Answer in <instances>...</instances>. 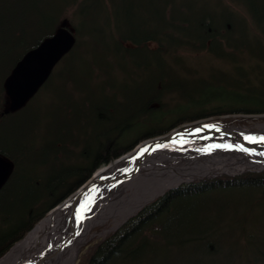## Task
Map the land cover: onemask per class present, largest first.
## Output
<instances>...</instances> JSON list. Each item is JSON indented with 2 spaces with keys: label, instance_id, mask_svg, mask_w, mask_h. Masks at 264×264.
I'll list each match as a JSON object with an SVG mask.
<instances>
[{
  "label": "rangeland",
  "instance_id": "rangeland-1",
  "mask_svg": "<svg viewBox=\"0 0 264 264\" xmlns=\"http://www.w3.org/2000/svg\"><path fill=\"white\" fill-rule=\"evenodd\" d=\"M65 1L68 2L70 0H0V16L11 18L17 30L25 31L29 36L25 44L32 42L31 34L34 30L32 23L36 17L40 16H44L47 21L60 18L61 20H68L73 27L77 26L80 42L83 44L81 50L77 51L69 63L57 68L51 85L39 95L33 109L29 112V124L20 125L14 131V137L19 139V147H15L12 151L19 153L23 151L30 159L28 163L24 164L18 176V181L15 183V192L22 194L26 191V180L24 177L34 179V175L42 174L44 170L40 168L44 164L52 173L61 175L62 171L56 169L55 164H53L55 152L52 148L48 149L47 154L45 152L38 153V151L42 150L39 147L45 146L48 141L54 142L60 138V131L56 128V123L60 121L58 119L59 116H56L58 108L66 105V107L77 105L79 101L82 104L86 100L93 103L100 102L99 106L96 105L99 108L96 112L98 115L95 113L90 114L89 109L84 110V114L88 113L93 120L90 122L91 119H82L75 129V135L77 136L83 132L80 136H83L84 139L88 136L91 137L88 143L92 145L107 142L109 144L119 143L121 147H126L134 142L135 139L140 138L139 135L143 131L157 126L151 121H155L158 118L143 119L146 112L144 109L145 106H148L152 96H154L151 89L152 82L160 76H165L167 72H170L173 80L183 85L185 92L195 94L201 98L218 100V96L224 94L219 87L220 81H225V78L228 83H231L232 79L235 81H237L236 79H241V81L246 83L249 79L258 91H264V88L259 87L260 85L258 84L264 83L263 6L258 9L257 16L260 21L257 22V19L245 7L230 0H170L177 7L176 16L178 18L190 20L194 23L190 31L192 35L199 36L201 34L200 29L197 30V26L207 16L216 19V21H212H214L217 30L223 32L224 35L226 33L225 29L229 26L224 28L225 26L222 25L225 21L230 20L231 17V23H235V25H232V29L236 30L237 28L230 42L227 43L224 37L219 38L227 53V61L214 57L216 56L214 54L212 56L208 51H182L180 53L181 62L186 64L183 65L187 69L183 71L174 62L169 63L172 68L166 69L163 58L161 59L158 55L150 52H122V47L118 40L122 36L138 40L156 34L164 27V5L167 0H115L114 5L110 7H107L102 0H92L86 5L87 8L85 9V12L89 13L90 16L82 21L79 20L77 14L78 5L65 9ZM183 7H186L187 11H184ZM225 8H228V11ZM253 8L255 7L253 6ZM229 11L233 13L231 17ZM13 16L16 17V20H13ZM237 45L240 47H236ZM124 46L135 48L132 43H124ZM148 48L157 50L159 44L150 42ZM26 49V45L18 47L16 53H23ZM231 55L235 56L236 62L231 60ZM225 62H234L241 70H233L232 65L229 66ZM93 63L98 65L104 78H86V76H90L93 73L91 70ZM214 68L222 73L225 72V75L216 73ZM70 71L74 73L73 79H81L78 81L80 86L78 85V89H75L76 91L73 90L71 84H67L65 88L62 87ZM191 71L196 74L188 75L187 73ZM107 84L111 85L114 90L108 96L103 94L105 93L103 86ZM67 88H69L68 91L66 90ZM257 90L256 92L258 93ZM230 96V94H226L227 98ZM232 96L234 98V95ZM162 102H168L172 105L168 98ZM227 104L234 103L227 101ZM83 106L87 107L86 104ZM175 106H180L178 112H181L189 110L190 104L177 102ZM171 110L173 112L176 111L175 107H171ZM250 116L242 114L214 118V121H219L226 127H246L247 129H244V131L259 132L256 125L264 124V114L254 115L255 117ZM162 120L165 121V118H162ZM78 121L76 123L71 120L67 122L68 128H75ZM189 125V123H182L174 127L173 130H181ZM48 131H50L49 134ZM171 131L160 133L157 136H146L124 155L132 153L140 143L168 136ZM5 135L6 127L0 128V138H4ZM30 135H32L31 139ZM76 146L80 147L81 145ZM74 154H76V151ZM110 163L108 162L106 165ZM95 172L91 174V177L84 185L92 179ZM247 173L264 174V170H248L234 175L220 174L211 178L196 179L189 183H183L174 189L167 190L109 234H105L104 231L113 227V219H109L105 224L95 226L92 230V236L83 246L74 264H85L89 261L91 255L101 244L120 232L141 211L170 191L227 176L241 178ZM15 192L12 191L13 195H17ZM31 192L34 193L33 191ZM76 192L72 195L74 196ZM69 197L66 199L68 200ZM253 199H255L253 196L237 190L214 192L201 197L183 198L177 202L174 210L161 223L165 239L147 247L143 252L142 258L138 260L118 259L113 264H244L245 257L240 255V252L245 254V249L243 251L241 249L242 241H244L242 233L244 232L238 227H234L231 221H233L235 216L242 218L247 210H253L254 219L249 222L250 224L247 223L243 226L247 230V234L255 232L256 236H258L255 240L257 243L251 245V250L256 249L254 250L256 252L263 247L264 199H260L258 203L255 200L253 201ZM154 227L158 230V225ZM213 228H218V230H214V232L217 231V234L215 235L214 233V237L205 241L209 242L210 246H207L208 243L202 242H183V240L190 238L192 235L198 236ZM152 229L137 235V239L147 237L150 242L160 239V233L153 232ZM239 238L240 241L242 240L241 242ZM208 251H216V253L209 256ZM237 256L240 259L239 262L236 260Z\"/></svg>",
  "mask_w": 264,
  "mask_h": 264
},
{
  "label": "trees",
  "instance_id": "trees-1",
  "mask_svg": "<svg viewBox=\"0 0 264 264\" xmlns=\"http://www.w3.org/2000/svg\"><path fill=\"white\" fill-rule=\"evenodd\" d=\"M240 1L242 3H238L245 7L246 10L257 19V22L260 21L257 16L258 9H260V6H263L264 10V0ZM90 2H92V0L65 1V9L67 7L78 5L77 14L79 20L82 21L90 16L89 13L85 12V9L87 8L86 5ZM102 2H104L107 7H110L114 5L115 0H102ZM253 6L255 8H253ZM176 8L177 7L172 1L167 0L165 2L164 27L151 37L138 40L128 36L118 38L122 47V52L132 53L135 51H145L158 55L161 59L163 58V62L166 64L164 65L166 69L172 68V66L169 65L170 62H181L182 58L180 57V53L188 50H194L195 52L208 51L212 56L214 54L216 55L214 57L227 61V53L225 52L223 44L219 38H226L225 40H227L228 43L232 40L233 34L236 33L237 28L236 30H234V28L232 29V25H235V23H231V16L233 13H230V20L225 21L222 25L225 26L224 28L229 26L225 29L226 36L223 32L217 30L214 25L216 19L211 16L203 18L200 23H198L197 30L200 29L201 34L196 36L190 34L194 23L190 20L178 18L176 16ZM182 9L187 11L186 7H183ZM225 9L228 11V8ZM13 20H16L15 16H13ZM62 21L61 18L58 20L52 19L51 21H47L44 16L36 17L32 23L34 28L31 34L32 42L30 44H25L26 39H29V36L25 31L17 30L11 18L0 16V113L3 111L6 103V96L3 88L5 79L10 75L13 68L28 51L36 48L44 39L54 35ZM73 28L76 32V46L74 50L63 59L57 68L69 63L74 58L77 51H80L81 47H83V44L80 42V35L77 26ZM150 42H157L159 48L157 50H150L148 48ZM124 43H132L135 48H127L124 46ZM25 45L27 46V49L23 53L17 54V48ZM236 47L239 48L240 46L237 45ZM231 60L235 62L237 61L235 56H232ZM57 68L37 97L31 101L25 109L16 114L4 116L0 120V128L6 127V135L4 138H0V154L9 157L15 164L13 175L0 192V259L9 252L16 243L24 239L50 210L75 193L91 177L93 172L106 165L108 162L110 163L126 154L138 141L146 137L140 136V138L135 139L134 142L126 147H121L119 143L109 144L107 142H100L99 145H92L88 143L91 137L88 136L84 139L83 136H80L83 132L76 136L75 129L82 119L92 118L88 113L85 115L84 110L89 109L90 114L95 113L98 115L96 112L99 108L96 105L99 106L100 102L93 103L86 100L83 104L79 101L77 105L74 104L68 107H66V105L58 108L56 116H59L58 119L60 121L56 123V128L60 131V138L54 142L48 141L45 146L39 147L42 150L38 151V153L45 152L47 154V151H49L48 149L52 148L55 152L53 164H55L56 169L62 171L61 175L52 173L44 164L40 168L44 170L42 174L34 175V179L24 177L26 180V191L22 194L15 192V183L18 181V176L20 175L24 164L28 163L30 159L23 153V151L21 153L12 151L15 147H19V139L14 137V131L20 125L25 126L27 123L29 124V112L33 109L39 95L45 92V90L51 85ZM91 70L93 73H91L90 76H86V78H104L102 71L99 70L96 63H93ZM73 74L74 73L70 71L64 82L65 84H62V87L65 88L67 84H71L73 90L76 91L75 89H78L79 85L78 81L81 79H73ZM171 76L170 72H167L165 76L160 77L169 79ZM258 84L260 85L259 87L264 88V83ZM251 85L249 79L246 83L241 81V79H237L231 91L232 95L235 94L234 98L233 96H230L229 101L233 103L239 101L235 103L249 106L246 107L249 111L247 110L245 114H264V93H260L264 91H258L257 88ZM103 88L105 89V93L103 94L106 96L111 95L114 91L113 87L108 84L104 85ZM68 89L69 88L66 90L68 91ZM153 99L150 101V104L156 103V100ZM84 104H86L87 107H84ZM88 106L90 107L88 108ZM60 116H62V118H60ZM70 120L74 123L79 120L75 128H68L67 122ZM92 120L93 119H91L90 122ZM166 131L168 130L166 129ZM49 133L50 131H48V134ZM157 135L158 134H154L153 136ZM31 138L32 135H30V139ZM76 145L81 146L77 147ZM75 151L76 154H74ZM230 190L247 193L255 198L253 201L255 200L256 203H258L260 199H264V174L247 173L241 178L223 177L170 191L161 199L141 211L140 214L131 220L120 232L114 234L101 244L85 264H113L118 259L138 260L142 258L143 252L147 247L159 240L165 239L161 223L166 219L167 215L174 210L178 201L183 198L201 197L214 192L217 193ZM12 191L17 193V195H13L14 193H12ZM254 217L255 214L253 210L250 209L244 213L242 218L235 216L233 221H231V224H234V227H238L244 232L242 233L244 235V241L241 240L243 242L241 249L242 251L245 249V254L240 252V255L245 257L244 264H264V246L256 252L254 251L256 249L251 250L250 247L252 244L257 243L255 240L258 236H256L255 232L247 234V230L243 226L247 223L250 224L249 222H251ZM156 225H158V230L154 227ZM151 229L153 232L160 233L159 235L161 238L154 240L153 242H150L147 237L137 239V235ZM215 229L218 230V228H213L198 235L201 237L192 235L190 238L183 240V242H202L208 243L207 246H210V243L205 241H208V239L217 234V231L214 232ZM214 233L215 235L213 236ZM207 253L211 256L215 254L216 251H208ZM238 256L236 260L239 262L240 259H238Z\"/></svg>",
  "mask_w": 264,
  "mask_h": 264
},
{
  "label": "bare ground",
  "instance_id": "bare-ground-1",
  "mask_svg": "<svg viewBox=\"0 0 264 264\" xmlns=\"http://www.w3.org/2000/svg\"><path fill=\"white\" fill-rule=\"evenodd\" d=\"M256 127L264 137V124ZM137 151L99 168L87 187L50 211L0 264H74L95 226L113 219V227L104 231L109 234L169 189L220 174L264 170V154L196 149L158 153L139 165L140 160L130 162Z\"/></svg>",
  "mask_w": 264,
  "mask_h": 264
},
{
  "label": "water",
  "instance_id": "water-1",
  "mask_svg": "<svg viewBox=\"0 0 264 264\" xmlns=\"http://www.w3.org/2000/svg\"><path fill=\"white\" fill-rule=\"evenodd\" d=\"M76 43L75 29L68 20H63L54 35L28 51L3 83L6 103L0 119L23 110L48 82L56 66L71 53ZM261 137L263 136L254 132L244 130L238 132L235 127H226L222 124H198L172 132L168 136L140 143L135 148L138 151L130 162L140 160V165L145 159L158 153L194 152L196 149L208 153L231 150L241 154L248 152L261 155L264 154V141L260 140ZM139 156L144 159H138ZM261 156L264 158V155ZM14 170V162L0 154V191L7 184ZM89 182L77 193L87 187Z\"/></svg>",
  "mask_w": 264,
  "mask_h": 264
},
{
  "label": "flooded vegetation",
  "instance_id": "flooded-vegetation-1",
  "mask_svg": "<svg viewBox=\"0 0 264 264\" xmlns=\"http://www.w3.org/2000/svg\"><path fill=\"white\" fill-rule=\"evenodd\" d=\"M234 3H242L240 0H230ZM238 3V4H239ZM241 5V4H239ZM229 66L232 65L233 70H241L240 67H237L234 62H225ZM176 64L179 69L187 70L184 63H174ZM184 64V65H183ZM173 65V63H172ZM215 72L221 75H225V72L222 73L214 68ZM187 73V72H186ZM188 75H195V72H188ZM237 80V79H236ZM236 83L235 80H231V83H228L227 79L225 81H220L219 89L223 91V95L218 96V100H212L208 98H201L195 94L185 92L183 85L178 83L177 81L173 80L172 78H157L154 79L151 85L152 92L154 96H152L151 100H156V103L149 104L145 106L144 111L146 110L143 119L146 118H158L155 121H151L152 123L156 124L155 128H150L148 130L143 131L139 136H151L154 134H160L166 131L173 130L174 127L179 126L182 123H193L200 120L206 119H214V118H221V117H228V116H235V115H242L248 110L243 104H227L230 97L227 98L226 94H231L232 88ZM231 87V88H230ZM235 95V94H234ZM168 98L169 101L172 103L169 104L168 102H162L164 99ZM174 102H183L184 104H190L188 107L189 110L186 111H179L180 106H175ZM171 107H175L176 111L173 112ZM169 110V112H168ZM249 111V110H248ZM159 115V116H158ZM252 115V114H246ZM160 118V119H159ZM165 118V121L162 120ZM145 138V137H144Z\"/></svg>",
  "mask_w": 264,
  "mask_h": 264
},
{
  "label": "snow or ice",
  "instance_id": "snow-or-ice-1",
  "mask_svg": "<svg viewBox=\"0 0 264 264\" xmlns=\"http://www.w3.org/2000/svg\"><path fill=\"white\" fill-rule=\"evenodd\" d=\"M249 139H252V138H249ZM260 140H261V141H264V137H261Z\"/></svg>",
  "mask_w": 264,
  "mask_h": 264
}]
</instances>
